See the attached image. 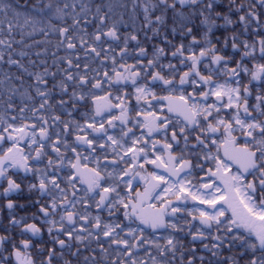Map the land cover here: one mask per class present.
Returning <instances> with one entry per match:
<instances>
[{"label": "snow or ice", "instance_id": "6c2138e0", "mask_svg": "<svg viewBox=\"0 0 264 264\" xmlns=\"http://www.w3.org/2000/svg\"><path fill=\"white\" fill-rule=\"evenodd\" d=\"M0 264H264V0H0Z\"/></svg>", "mask_w": 264, "mask_h": 264}]
</instances>
